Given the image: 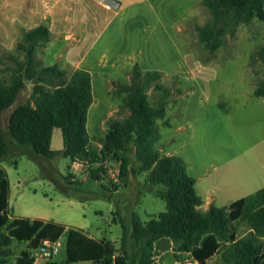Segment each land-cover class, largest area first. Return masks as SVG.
<instances>
[{
    "label": "trees",
    "instance_id": "16d2710c",
    "mask_svg": "<svg viewBox=\"0 0 264 264\" xmlns=\"http://www.w3.org/2000/svg\"><path fill=\"white\" fill-rule=\"evenodd\" d=\"M203 4L212 18L199 27L198 32L200 40L213 51L226 46L228 37L235 36L241 25L251 24L256 19L264 21V0H203ZM50 39L51 31L46 25L25 33L23 43L18 45V50L26 55L25 62H18L9 81L0 80V113L10 110L18 101L26 89L25 79L34 81L29 100L10 116L9 131L14 141L32 147L49 160L64 156L72 164H97V168L90 169V174L98 181H106L108 169L104 164L111 156L121 164V181L118 185L112 184L116 189L128 187L129 153L134 150L142 170L149 174L147 182L163 186L160 196L166 201L167 210L146 222L134 213L132 225L123 216L115 218L123 229V253L118 254L111 241L95 240L74 228L42 219L13 218L9 208L10 181L6 170L0 167V264L11 255L9 246L14 240L28 243L29 248L15 262L6 264H53L37 263L31 251L45 240L58 241L64 236L69 264H129L126 246L130 235L141 247L137 264H154L155 244L164 238L173 242L176 253H190L196 264H209L220 254L223 264H264V189L230 206H212L202 212L199 207L203 201L197 194L196 180L188 174L183 159L162 155L156 149L155 144L160 139L159 121L167 116L168 102L152 105L147 91L149 85L161 77L160 72H147L143 79L138 66L135 67L131 86L124 88L128 116L111 124L109 132L100 140L101 152L97 153L90 147L88 130L94 103L91 73L81 69L68 73L56 65L37 70L40 63L36 50ZM251 59L252 66L261 64L264 69V45ZM254 96L264 99V79L256 85ZM55 129L63 134L61 151L52 149ZM10 150L11 144L0 126V159ZM70 177L67 182L72 190L77 183ZM248 218L252 231L238 238L235 223Z\"/></svg>",
    "mask_w": 264,
    "mask_h": 264
},
{
    "label": "rangeland",
    "instance_id": "374dc122",
    "mask_svg": "<svg viewBox=\"0 0 264 264\" xmlns=\"http://www.w3.org/2000/svg\"><path fill=\"white\" fill-rule=\"evenodd\" d=\"M150 1L155 12L149 20L155 26L145 36L147 43L143 57L141 55L121 65L113 74H102L93 83L94 103L88 121L90 147L100 153V140L109 132L111 124L115 120L127 118L128 111L124 107L127 94L124 88L131 86L132 72L138 66L143 79L147 72L161 74L148 87L150 103L155 105L166 101L170 105L168 111L177 112L172 120V128L166 127L162 120L159 121L160 139L155 144L156 149L165 155L163 149L171 138L180 141L184 138L183 132L178 130L179 126H187L191 122L207 126L211 143L219 148V144L236 130L238 124L242 123L240 128L244 133L248 125L246 122L251 120L248 108H244L240 102H264V99L254 96L253 86L264 79L263 66L251 65L252 54L264 45V21L256 19L251 24L241 25L235 36L228 37L226 46L213 51L200 40L198 32V28L212 18L203 0ZM132 15V10L124 11L118 19L123 24L124 40L127 39L126 32L130 30ZM30 28L18 30L16 35L3 34V45L0 44V80L9 81L18 68V62H25L26 55L18 50V45L23 43V36L32 30ZM68 50L69 47L60 45L59 41L42 43L36 50V58L40 63L37 70L56 65L71 73L73 65H64L63 62V54H67ZM208 62L214 66L200 64ZM33 89L34 81L31 80L15 105L0 113V126L11 144L9 154L0 162L8 171L12 184L11 205L15 208L12 213L18 217H45L73 226L91 236L115 242L118 254H122L123 229L118 220L114 219L123 216L132 225L134 213H138L146 222L165 212L167 203L160 196L163 186H153L146 181L148 173L142 170L134 150L129 153V189H116L112 184L114 182L118 185L121 181V164L111 156L104 164L108 169L106 181H98L90 174V169L97 168V164L80 163L79 174L75 175L69 170L72 165L70 159L59 156L49 160L38 155L32 147L16 143L9 131L10 116L20 104L29 100ZM230 114L237 119L241 118L240 123L230 120L231 129L226 120ZM59 133L62 138L60 129ZM68 176H71L72 182L77 183L72 186V190H69ZM103 195L110 197V200ZM249 219H241L236 224L239 235L250 233L253 226ZM65 241L64 237L62 242ZM28 248V243L14 240L9 246L11 255L2 260L1 264L15 262ZM126 251L130 254L129 264H136L141 247L137 246L132 235ZM54 260L57 264H66L68 255L65 245ZM35 261L44 262L42 259ZM175 261L172 258L170 263L174 264ZM210 264H223L222 254Z\"/></svg>",
    "mask_w": 264,
    "mask_h": 264
},
{
    "label": "crops",
    "instance_id": "0c3cea01",
    "mask_svg": "<svg viewBox=\"0 0 264 264\" xmlns=\"http://www.w3.org/2000/svg\"><path fill=\"white\" fill-rule=\"evenodd\" d=\"M119 1L121 7L114 9L107 5L105 0H0V44L4 39L3 34L16 35L18 30L21 31L25 27H31L30 29L33 30L46 25L51 31L49 43L59 41L60 45L69 47L68 53L63 54L64 65L71 64L74 70L90 72L93 85L102 74H113L121 65L128 64L130 60L137 59L141 55L143 57L147 43L145 36H148L155 26L149 20L155 12L150 0ZM130 10L133 11V15L129 21L130 30L125 35L127 39L124 40L123 24L118 22V19L124 11ZM200 64L214 66L209 62ZM253 86L255 90L256 86ZM240 103L244 108H248L251 120L246 122L248 125L244 133L240 128L242 123L238 124L236 130L219 144V148L211 143L207 126L195 125L191 122L187 126H179V132L184 134L181 141L171 138L163 149L166 156H178L185 162L188 174L196 180V191L203 201L199 207L202 212L208 211L212 206H230L264 189V102ZM169 106L168 102L167 116L162 121L166 127L172 128V120L177 116V112L168 111ZM197 118L199 119L198 116ZM232 119L237 123L241 122V118L237 119L230 114L226 118L227 123H230L229 129ZM62 138L59 129H55L52 138L53 150H63ZM167 147L169 148L166 149ZM80 166V163H74L69 170L78 175ZM0 167L3 168L1 162ZM6 172L9 178V173L7 170ZM129 180L130 177L128 187L125 189H129ZM11 197L10 182L9 208L13 218L52 221L32 215L16 216L14 212L12 213L15 208L11 205ZM64 226L74 228L69 225ZM76 230L95 240H106L91 236L81 229ZM247 234L249 233L243 235L237 233L238 238ZM112 243L115 245V242ZM63 245L66 246V241ZM172 258L176 260V264L197 263L190 253H176L170 239L164 238L158 241L155 244L154 264H171ZM215 258L210 260L209 264ZM184 260H187L186 263L182 262ZM50 263L57 264V261L53 259Z\"/></svg>",
    "mask_w": 264,
    "mask_h": 264
},
{
    "label": "built area",
    "instance_id": "2783aa9c",
    "mask_svg": "<svg viewBox=\"0 0 264 264\" xmlns=\"http://www.w3.org/2000/svg\"><path fill=\"white\" fill-rule=\"evenodd\" d=\"M63 247V242L61 239L58 241L45 240L43 241L37 249H34L32 252V257L34 260L42 259L44 260L37 263H48L51 262L54 257H56L61 248Z\"/></svg>",
    "mask_w": 264,
    "mask_h": 264
},
{
    "label": "water",
    "instance_id": "95a60500",
    "mask_svg": "<svg viewBox=\"0 0 264 264\" xmlns=\"http://www.w3.org/2000/svg\"><path fill=\"white\" fill-rule=\"evenodd\" d=\"M105 3L114 9H119L121 7V2L119 0H105ZM30 82L31 80L25 79L26 85Z\"/></svg>",
    "mask_w": 264,
    "mask_h": 264
}]
</instances>
